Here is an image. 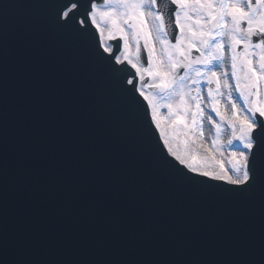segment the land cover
Here are the masks:
<instances>
[{"label": "snow or ice", "instance_id": "1", "mask_svg": "<svg viewBox=\"0 0 264 264\" xmlns=\"http://www.w3.org/2000/svg\"><path fill=\"white\" fill-rule=\"evenodd\" d=\"M0 264H264V0H0Z\"/></svg>", "mask_w": 264, "mask_h": 264}]
</instances>
